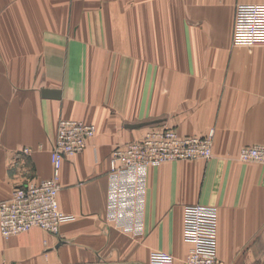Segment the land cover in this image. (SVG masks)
<instances>
[{
    "label": "crops",
    "instance_id": "obj_1",
    "mask_svg": "<svg viewBox=\"0 0 264 264\" xmlns=\"http://www.w3.org/2000/svg\"><path fill=\"white\" fill-rule=\"evenodd\" d=\"M123 3L0 0V201L51 176L61 118L97 127L61 166L59 209L75 218L56 235L0 234V264H147L152 251L182 264L188 204L216 208L222 264H264V163L238 158L243 146L264 144V45L232 43L236 6L264 0ZM90 88L129 94L131 112L114 97L105 106L90 99L95 114L86 116L77 105ZM151 112L180 136L212 128L213 155L149 167L143 232L131 236L105 220L108 159L145 132L129 134V119Z\"/></svg>",
    "mask_w": 264,
    "mask_h": 264
},
{
    "label": "built area",
    "instance_id": "obj_2",
    "mask_svg": "<svg viewBox=\"0 0 264 264\" xmlns=\"http://www.w3.org/2000/svg\"><path fill=\"white\" fill-rule=\"evenodd\" d=\"M235 45H264V4H238L232 31ZM97 127L79 119L61 118L50 152L51 176L37 183L17 186L0 201V234L3 238L40 228L58 234L59 226L75 216L59 209L57 194L63 160L81 152ZM214 131L204 136H179L171 128H150L124 146L115 147L108 159L105 220L122 232H143L147 171L167 161L212 157ZM241 161L264 163V145L244 146ZM217 210L188 204L182 213V238L189 249L182 264H220L217 259ZM147 264H175L172 254L152 251Z\"/></svg>",
    "mask_w": 264,
    "mask_h": 264
},
{
    "label": "rangeland",
    "instance_id": "obj_3",
    "mask_svg": "<svg viewBox=\"0 0 264 264\" xmlns=\"http://www.w3.org/2000/svg\"><path fill=\"white\" fill-rule=\"evenodd\" d=\"M120 1V0H119ZM123 6H129V0H125V3H123ZM93 66V65H92ZM118 79H116L115 80V83H116V81H117ZM124 83H128V81H129V79H121ZM109 81H112V80H107V82H109ZM125 84V86H128V85H126ZM114 84H111L110 86H113ZM89 87H90V85H89ZM129 87V86H128ZM91 90H89L91 93H89V94H87L86 96H85V101H83V102H80V104H78L77 105V108L79 109V110H82L83 112H85L86 113V116H91V115H93V114H95L94 113V110L96 109V104H95V102L94 101H91L90 99H95V100H97V99H100L102 102H101V105L102 106H105V104H107L106 102H110V100H113V97L114 98H116L117 100H118V102L116 101H114L113 100V104H115V105H117V106H120V107H122V108H124V109H128L129 110V113L131 112V110L129 109V94H126V95H123V94H118V95H105V96H99V95H96V94H93L92 93V91H94L95 90V88H90ZM103 97V98H102ZM101 105H99V108L101 107ZM102 108V107H101ZM124 109H122L121 111H125L126 112V110H124ZM100 112H101V110H100ZM100 112H99V114H100ZM98 114V115H99ZM156 118H157V114H156V112H151L148 116H145L144 118H139L138 120H136V121H134V122H132L131 123V121H130V119H129V124H131L132 126H134V127H132L131 125V127H127V129H129V134H133V133H136V132H140V131H143V130H145V132L147 131V130H149L150 128H168V127H163V126H157V125H154L155 124V120H156ZM82 120V119H81ZM155 121V122H154ZM150 125V126H149ZM212 129V128H211ZM210 130V129H209ZM209 130L206 132V134L205 135H207V133H209ZM213 130V129H212ZM144 132V133H145ZM144 133L142 134V136L144 135ZM177 133V132H176ZM178 134V133H177ZM179 135V134H178ZM141 136V137H142ZM180 136V135H179ZM202 136H204V135H202ZM141 137H139V138H137V139H140ZM184 137V136H183ZM195 137H199V136H195ZM136 139V140H137ZM213 139V138H212ZM133 141H135V140H133ZM132 141V142H133ZM129 143H131V142H129ZM212 144H213V142H212ZM256 145H264V144H256ZM124 146V145H123ZM251 146H254V145H251ZM117 147V146H116ZM244 147V146H243ZM241 149V148H240ZM238 153H239V151H238ZM212 155H213V152H212ZM217 259H218V257H217ZM218 261H219V263L220 264H222L221 262H220V260L218 259Z\"/></svg>",
    "mask_w": 264,
    "mask_h": 264
},
{
    "label": "water",
    "instance_id": "obj_4",
    "mask_svg": "<svg viewBox=\"0 0 264 264\" xmlns=\"http://www.w3.org/2000/svg\"><path fill=\"white\" fill-rule=\"evenodd\" d=\"M45 94H49V95H51L52 97H56V98L59 97V94H58L57 91H52V92H51V91H50V92H49V91H45V92H44V95H45Z\"/></svg>",
    "mask_w": 264,
    "mask_h": 264
}]
</instances>
